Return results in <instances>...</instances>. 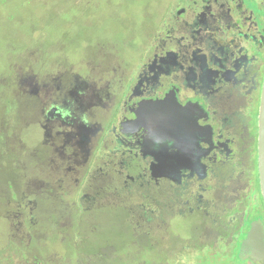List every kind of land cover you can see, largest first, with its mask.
<instances>
[{
    "label": "flooded vegetation",
    "instance_id": "obj_1",
    "mask_svg": "<svg viewBox=\"0 0 264 264\" xmlns=\"http://www.w3.org/2000/svg\"><path fill=\"white\" fill-rule=\"evenodd\" d=\"M176 1L145 52L121 55L113 45L94 59L48 64L36 51L14 72L0 114L6 238L41 240L51 216L61 227L72 216L70 235L88 238L97 209L124 208L135 244L151 248L152 235L157 250L175 237L170 262L159 264H204L208 252L258 264L238 255L250 224L264 226V0ZM169 216L186 219L190 233L172 232Z\"/></svg>",
    "mask_w": 264,
    "mask_h": 264
},
{
    "label": "rangeland",
    "instance_id": "obj_2",
    "mask_svg": "<svg viewBox=\"0 0 264 264\" xmlns=\"http://www.w3.org/2000/svg\"><path fill=\"white\" fill-rule=\"evenodd\" d=\"M178 5L176 0H0V114L4 111L3 100L10 95L7 87L14 86V72L23 70L36 57L30 52L38 51L48 64L58 59H66L69 63L94 59L96 53L105 52L113 45L115 52L121 55L139 53V48L145 52L147 41L156 36V27L163 22L161 27L166 26L170 10ZM5 179L0 174V184ZM142 189L147 192L149 186L144 184ZM130 190L132 188L128 190L129 194ZM127 199L139 204V197L130 195ZM255 201L249 203L252 215L259 212L256 197ZM5 210L8 208H0V215ZM94 215L96 220L92 232L96 240L91 237L92 242L70 235L75 230L74 226L68 227L72 216L63 227L59 224L54 226L52 216L41 222L43 238L37 241L28 242L21 232L14 231L10 233L14 238H6V231L0 227V264L23 261L31 264L30 258L35 257H38L35 264L170 262L166 251L174 250L175 237L168 236L164 242L159 241L156 250L150 235L153 246L145 248L131 239V226L126 221L124 208L97 209ZM185 220L170 217V230L187 236L191 226ZM139 229H142L140 224ZM145 241L148 242L147 239ZM13 243L19 244L20 249ZM28 244L23 249L22 246ZM229 250L233 251L234 247L230 246ZM218 253H205L208 261L204 264H247L236 260L234 254H224L223 258L216 260Z\"/></svg>",
    "mask_w": 264,
    "mask_h": 264
},
{
    "label": "water",
    "instance_id": "obj_3",
    "mask_svg": "<svg viewBox=\"0 0 264 264\" xmlns=\"http://www.w3.org/2000/svg\"><path fill=\"white\" fill-rule=\"evenodd\" d=\"M257 164L258 185L262 203L264 206V81L262 84L261 97L257 118ZM151 136V134H150ZM264 226L260 220L250 224L246 239L239 251V259L250 257L255 263L264 264ZM258 242V243H257ZM261 242L263 244H261Z\"/></svg>",
    "mask_w": 264,
    "mask_h": 264
},
{
    "label": "trees",
    "instance_id": "obj_4",
    "mask_svg": "<svg viewBox=\"0 0 264 264\" xmlns=\"http://www.w3.org/2000/svg\"><path fill=\"white\" fill-rule=\"evenodd\" d=\"M93 228L91 229V232H90V237L86 238L87 239V242H92V238L94 240H96V237L93 235V232H92ZM92 237V238H91Z\"/></svg>",
    "mask_w": 264,
    "mask_h": 264
}]
</instances>
